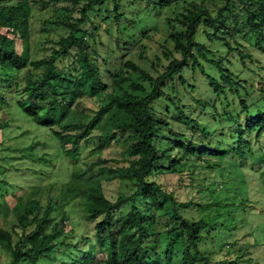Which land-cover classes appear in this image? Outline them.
I'll return each mask as SVG.
<instances>
[{"label":"trees","instance_id":"trees-1","mask_svg":"<svg viewBox=\"0 0 264 264\" xmlns=\"http://www.w3.org/2000/svg\"><path fill=\"white\" fill-rule=\"evenodd\" d=\"M37 4L63 12L42 21L41 53L31 49ZM172 5L184 9L150 60L152 74L129 55L138 44L147 50V10ZM97 21L108 26L105 45ZM248 51L264 54V0H0L1 106L14 96L12 107L46 129L66 169L63 181L34 184L6 210L0 194V212L12 216L0 226V254L8 255L0 264H212L214 217L183 212L219 195L226 205L232 196L244 202L245 173L264 178V88L254 97L233 71ZM6 128L1 120L0 133ZM106 143L123 146L122 159L102 157ZM224 170L236 185L218 195L210 175ZM195 172L207 175V200L188 196L203 191L182 181ZM72 211L80 219L67 225Z\"/></svg>","mask_w":264,"mask_h":264},{"label":"rangeland","instance_id":"rangeland-1","mask_svg":"<svg viewBox=\"0 0 264 264\" xmlns=\"http://www.w3.org/2000/svg\"><path fill=\"white\" fill-rule=\"evenodd\" d=\"M40 4L36 5V11L33 18V31L36 34V40L32 41L31 49L37 47V41L44 40L40 34L42 21L50 18L51 16L59 17L63 12H53V8L46 6L40 7ZM183 6L172 5L168 8L163 9L160 12H151L147 10L154 19L149 21L147 26L148 36L143 39V43L147 46L146 52L143 51L140 45H136L132 48L129 57L133 61L147 70L152 74L153 71L149 67L150 60L154 58V54L159 53V47L162 43L163 36L167 35L172 27L176 26V15L183 11ZM132 9L125 10V13L131 19ZM141 17V13L139 14ZM100 36L101 41L105 45L106 36L104 35L107 24L101 21ZM112 35L116 37L118 31L116 25H111ZM50 37H56L60 31L55 28L46 29ZM41 35V36H40ZM41 53L40 47L36 48ZM222 49V48H221ZM218 56H224L223 50H219ZM246 52V51H245ZM250 58L245 59V66L239 63L238 59L235 58L234 72L236 74L241 73L240 79H245L248 85H252V93L254 97L260 96V89L264 88V54L258 52H250ZM196 84L200 89V93L204 91V88L200 85V81ZM6 85L2 87V96L6 97ZM209 96V95H208ZM9 102L7 106L0 103V121L4 120L7 122V128L5 132L0 133V194L5 193L4 204L2 210L11 208L17 201L26 198L29 193V189H32L36 183L46 184L51 182H59L64 180L66 175V169L63 168L61 158L58 157L55 149L50 145L52 137L47 133L46 129L36 126L29 117L24 115L22 112L16 111L12 107L14 104V96L10 99L6 98ZM89 106H93L90 101ZM7 107L11 113H7ZM46 143L45 145H37V143ZM95 144L91 142L90 148H94ZM123 146L108 144L106 143L102 149V157L109 159H122ZM81 160L90 161L92 154L89 149L81 147L79 150ZM43 157L46 161H40L39 158ZM47 161H49L47 163ZM66 168V167H65ZM260 171L264 173V168L260 167ZM11 171V172H10ZM252 170L250 169V172ZM65 172V173H64ZM205 172H195L193 174H183L181 176L182 181L185 183H193L197 187H201L203 191L197 194L195 191H190L189 197H194L198 200L200 196L207 200L208 194L205 192L204 179L207 177ZM226 171L222 174L215 172V174L208 173L210 175V183L212 189L216 190V193L222 194L226 192L227 188H232L236 184L230 185L232 182L235 183V176L231 175L225 177ZM249 172H246V178H250L249 183L246 186V201H239L232 196L231 191L227 193L233 197L231 202L225 203V196L219 195L216 204L209 205L207 208L201 210L192 207L186 209L183 214L187 217L192 216L194 219L203 218L207 221L212 219L214 229L210 235V241L208 242V248L211 253L212 264H264V178L258 180V175L249 176ZM244 175V176H245ZM173 188L178 190L181 186L175 179L170 180ZM163 183V181L161 180ZM225 182V183H224ZM201 185V186H200ZM210 187V186H209ZM114 188L110 187L108 190L112 191ZM244 190V187L240 188ZM235 191V190H233ZM179 199L181 201L188 200L189 197L185 198V194L182 192ZM237 195V194H236ZM68 214V219L65 224L70 225V219L76 221L79 215L73 213ZM217 214V215H216ZM56 220L63 217L61 213L54 214ZM11 214L6 217L0 212V226L9 227L11 225ZM69 222V223H68ZM1 259H7L8 255L0 254Z\"/></svg>","mask_w":264,"mask_h":264}]
</instances>
